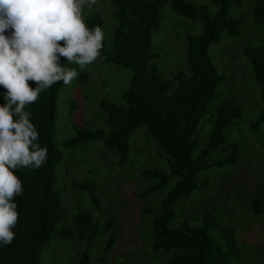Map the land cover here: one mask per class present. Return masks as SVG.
<instances>
[{"label": "trees", "instance_id": "16d2710c", "mask_svg": "<svg viewBox=\"0 0 264 264\" xmlns=\"http://www.w3.org/2000/svg\"><path fill=\"white\" fill-rule=\"evenodd\" d=\"M210 1L212 11L211 5L192 0H108L114 6L116 25L111 41L107 43L104 38L98 58L102 65H116L130 71L129 84L121 93L120 104L107 99L98 102L106 115L108 134L102 129L76 127L74 136L63 142L65 147H74L100 141L115 150L118 164L123 165L129 157L131 133L139 126H145L151 139L166 155L170 169V172H142V176L152 183L139 194L145 198L172 183L161 202L162 211L155 213L150 207L144 209L153 217L150 250L173 252L166 264H235L241 257L235 229L219 221L216 209L201 212L196 216L195 224L189 218L177 222L178 214L173 209L179 200L191 197L196 190L200 171L234 166L241 159L238 142L228 141L225 132L241 120L244 109L229 99H223L216 108L209 135L197 150L200 144L198 127L218 84L225 78L212 61L208 48L218 43L223 35L239 42L241 53L248 59L259 86L262 109L250 128L257 129L264 123V37L244 40L246 13L241 9L247 3L252 23L264 27V0ZM167 4L178 16L199 26V31L187 36L185 69L177 70L172 78L163 76L153 63L152 54L154 34L160 29L162 9ZM234 6L240 7L237 17L231 15ZM84 20L90 30L99 26L103 31L101 14L86 15ZM10 31L5 35H10ZM64 61L66 58L60 57L61 65ZM79 81L82 83L81 77ZM28 84L33 89L37 86L33 81ZM62 86V81L57 82L42 91L35 103L26 106L25 111L33 113L30 122L39 133L38 143L47 148V161L39 169L13 170L22 181L24 191L14 201L19 214L17 226L13 229L15 238L9 245L0 244V264H42L43 249L52 238L69 240L73 235L84 240L87 249L79 254L76 264H91L88 249L100 233L99 221L91 212L82 210L75 213L71 226L60 227L66 206L55 187L56 168L63 159V152L55 142V121ZM5 93L6 89L0 87V106L6 103ZM75 104H71L72 111ZM218 150L225 157L210 162V156ZM72 186L85 192L94 205L98 204L94 179L73 182ZM249 210L252 217L264 219V182L255 185ZM174 221L177 226H172ZM112 222L109 218L104 230H110ZM213 231L220 239L213 237ZM115 240L116 235L111 232L104 254L111 250Z\"/></svg>", "mask_w": 264, "mask_h": 264}, {"label": "rangeland", "instance_id": "374dc122", "mask_svg": "<svg viewBox=\"0 0 264 264\" xmlns=\"http://www.w3.org/2000/svg\"><path fill=\"white\" fill-rule=\"evenodd\" d=\"M192 1L207 3L213 10L210 0ZM236 7L231 10L233 17L240 14L237 13L240 7ZM241 9L246 13L244 40L264 37V27L252 23L247 3ZM113 12L114 6L108 0H97L91 10L85 8L83 11V18L89 14H101L107 43L111 41L116 25ZM162 16L160 29L154 34L153 63L164 77L172 78L177 70L185 69L187 36L199 31V26L178 16L169 4L162 9ZM208 53L225 78L218 84L198 127L197 139L200 144L197 150L209 135L216 108L223 99H229L244 109L241 120L225 132L228 141L238 142L241 159L234 166L211 167L200 171L196 190L191 197L179 200L173 209L179 215L177 222L189 218L194 220V224L201 212L216 209L219 221L235 229L241 249V257L235 264H264V219L252 217L249 210L255 185L264 182V123L257 129L250 128L262 109L259 86L237 40L223 35L218 43L208 48ZM62 66L76 69L78 77L70 85L62 86L57 101L55 142L63 152V159L56 168L55 187L66 206L60 227L71 226L75 213L82 210L91 212L99 221L100 233L88 249L91 264H166L173 252L155 253L150 250L153 217L144 209L150 207L155 213L162 211L161 202L172 183L145 198L139 194L152 183L142 176V172H170V169L165 160L166 155L151 139L145 126L141 125L131 133L129 157L123 165L118 164L115 150L100 141L74 147H65L63 144L64 140L74 136L76 127L102 129L106 134L109 133L106 115L98 102L107 99L120 104L121 93L129 84L131 72L116 65H102L98 57L84 71L67 60ZM72 102L76 103L73 111ZM224 157L225 154L218 150L210 156L209 161L213 163ZM91 179L97 183V205L91 202L85 192L75 190L72 186L73 182ZM109 218L113 220L111 228L104 230ZM172 226H177L175 221ZM111 232L115 233L116 240L111 250L104 254ZM212 235L220 239L215 231ZM85 246L86 242L76 235L69 240L54 237L43 249L42 264H76Z\"/></svg>", "mask_w": 264, "mask_h": 264}, {"label": "clouds", "instance_id": "9594fccd", "mask_svg": "<svg viewBox=\"0 0 264 264\" xmlns=\"http://www.w3.org/2000/svg\"><path fill=\"white\" fill-rule=\"evenodd\" d=\"M97 0H0V87L6 103L0 106V244L15 238L19 219L17 196L22 181L13 170L39 169L47 161V148L25 111L42 91L57 82L70 85L76 69L60 64V57L80 71L92 64L103 47L104 32L91 30L83 18ZM10 31V35H5ZM61 41L63 45H61ZM28 81L37 86L33 89ZM15 117V119H14Z\"/></svg>", "mask_w": 264, "mask_h": 264}]
</instances>
